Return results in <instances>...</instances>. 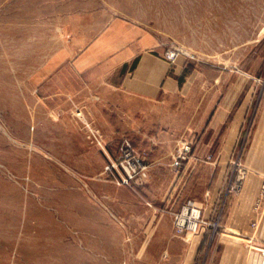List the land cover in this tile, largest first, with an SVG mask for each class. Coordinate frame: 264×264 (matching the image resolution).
Returning <instances> with one entry per match:
<instances>
[{
	"label": "rangeland",
	"instance_id": "obj_1",
	"mask_svg": "<svg viewBox=\"0 0 264 264\" xmlns=\"http://www.w3.org/2000/svg\"><path fill=\"white\" fill-rule=\"evenodd\" d=\"M136 46L174 51L185 83L160 108L139 105L135 126L126 118L119 127L97 97H115L105 73ZM231 86L254 93L252 127L264 92V0H0V264H152L166 226L184 238L223 232L201 210L207 224L177 234L174 214L187 200L172 224H145L142 190L152 141L194 145L211 98ZM124 138L147 166L137 185L106 169ZM245 175L231 159L224 192L237 194ZM239 177L240 190L227 193Z\"/></svg>",
	"mask_w": 264,
	"mask_h": 264
},
{
	"label": "crops",
	"instance_id": "obj_2",
	"mask_svg": "<svg viewBox=\"0 0 264 264\" xmlns=\"http://www.w3.org/2000/svg\"><path fill=\"white\" fill-rule=\"evenodd\" d=\"M184 67V62H170L164 55L138 46L123 49L112 58L102 82L115 97L97 98L117 118L119 127L126 118L131 125L141 112L139 105L147 111L160 108L180 93L185 83ZM228 90L211 98L209 125L194 145H166L153 140L155 146L144 149L149 170L142 190L149 206L145 224H172L171 212L188 199L201 207L205 220L223 224V232L214 234V230L203 227L186 238L173 236L171 225L166 226L164 236L154 242L163 246V253L152 264H262L264 92L257 94L251 127L247 120L254 93H244V87L241 92H233L232 86ZM118 130L121 132V128ZM186 144L191 148L187 158L174 167L175 148ZM233 158L240 159L246 175L242 189L227 195L224 177Z\"/></svg>",
	"mask_w": 264,
	"mask_h": 264
},
{
	"label": "built area",
	"instance_id": "obj_3",
	"mask_svg": "<svg viewBox=\"0 0 264 264\" xmlns=\"http://www.w3.org/2000/svg\"><path fill=\"white\" fill-rule=\"evenodd\" d=\"M176 53L174 51L166 52L165 58L173 62ZM191 148L189 144L178 149L173 166L178 167L182 160L187 158ZM208 159L211 157L208 156ZM109 162L106 167L107 171L114 172L115 179L118 183L132 186L141 183L147 177V166L143 158L134 150L130 140L124 138L119 146L118 154L115 158L108 156ZM239 177L229 184L227 193H236L240 190L241 179ZM201 224L207 222L201 217V208L192 200H187L182 206L179 213L174 214V225L177 234L196 233Z\"/></svg>",
	"mask_w": 264,
	"mask_h": 264
},
{
	"label": "water",
	"instance_id": "obj_4",
	"mask_svg": "<svg viewBox=\"0 0 264 264\" xmlns=\"http://www.w3.org/2000/svg\"><path fill=\"white\" fill-rule=\"evenodd\" d=\"M262 264H264V253H263V261H262Z\"/></svg>",
	"mask_w": 264,
	"mask_h": 264
},
{
	"label": "trees",
	"instance_id": "obj_5",
	"mask_svg": "<svg viewBox=\"0 0 264 264\" xmlns=\"http://www.w3.org/2000/svg\"><path fill=\"white\" fill-rule=\"evenodd\" d=\"M135 62L132 63V67L134 66Z\"/></svg>",
	"mask_w": 264,
	"mask_h": 264
}]
</instances>
